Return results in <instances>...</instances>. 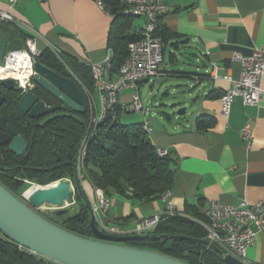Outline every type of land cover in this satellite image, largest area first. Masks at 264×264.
I'll return each mask as SVG.
<instances>
[{"label":"crops","instance_id":"obj_1","mask_svg":"<svg viewBox=\"0 0 264 264\" xmlns=\"http://www.w3.org/2000/svg\"><path fill=\"white\" fill-rule=\"evenodd\" d=\"M163 2L168 10L160 22L168 35L163 47L165 75L159 78L168 84L167 94L173 93L168 104L179 117L164 113L167 123L157 119L152 124L148 118L142 122L149 121L148 134L157 149H168L173 158L170 190L175 211L195 216L196 210L207 209L212 200L236 204L264 199V92L256 105L235 96L228 115L221 102L232 81L241 75L234 51L249 54L254 47L264 46V0ZM0 10L11 11L38 30L39 49H50L82 90L85 85L74 71V63L100 61L109 48L113 16L98 0H0ZM144 21L143 16H135L131 32L141 33ZM7 28L11 33L17 30L26 40L28 34L15 25ZM2 30L8 46L15 42L12 34L9 37ZM139 83L121 91L119 101H129ZM262 86L264 89V76ZM93 91L100 106L99 94ZM182 108L190 115L181 118L182 113L177 112ZM246 128L252 132L251 138L244 137ZM80 184L87 197H95L97 188L89 179L82 176ZM108 198V218L126 229L165 208L161 197L143 201L113 193ZM246 261L264 264L263 232L248 247Z\"/></svg>","mask_w":264,"mask_h":264},{"label":"trees","instance_id":"obj_2","mask_svg":"<svg viewBox=\"0 0 264 264\" xmlns=\"http://www.w3.org/2000/svg\"><path fill=\"white\" fill-rule=\"evenodd\" d=\"M98 1H101L113 16L108 44L114 53L113 71L118 72L129 55L131 42L138 39L140 33L131 32L135 16L124 11L121 0ZM7 25L0 22V28L5 29L9 37L11 34L14 36L15 42L8 46V50L24 48L25 37L17 30L11 33ZM156 34L166 42L168 31L164 27L160 26ZM38 59L55 71L72 77L50 49H44ZM74 71L83 85L91 90L95 89L89 65L74 63ZM39 94L49 105L58 103L49 92L42 90ZM12 97L13 100L2 107L11 116L15 112L19 113L18 94L15 93ZM116 110L117 116L109 114L98 124L89 139L82 176L89 179L95 188H101L106 196L118 193L143 201L158 199L172 187L173 158L170 155L161 157L158 154L157 147L144 129L143 122L122 124L118 121L119 107ZM89 118L90 109L87 108L84 112L58 110L44 119L31 121L29 124L25 122L20 128V133L28 141V149L24 155L18 156L8 145H0V182L24 200L20 191L24 189L26 180L34 182L33 186L24 192L28 198H32L41 186L62 178H69L75 183L78 177V152L88 130ZM78 180L80 181V178ZM79 188H82L81 184ZM74 200L77 208L71 214L55 216L51 213H41L71 232L94 237L90 228L91 207L83 188L80 191L76 186ZM194 213L193 217L202 216L201 210ZM149 233L156 236L133 240L127 244L157 250L191 264H229L225 261L222 251L204 243L205 229L189 216H166ZM162 234L166 236L162 237ZM180 236L196 237L201 241L182 239ZM0 264L59 263L31 252L0 231Z\"/></svg>","mask_w":264,"mask_h":264},{"label":"built area","instance_id":"obj_3","mask_svg":"<svg viewBox=\"0 0 264 264\" xmlns=\"http://www.w3.org/2000/svg\"><path fill=\"white\" fill-rule=\"evenodd\" d=\"M121 1L126 13L133 16H143L145 21L140 37L130 44L129 55L118 72L113 71L112 68L114 53L111 47L108 48L102 60L88 64L91 67L95 91L99 94L101 104L100 106L97 105L94 91L84 86L83 92L86 96L87 108L90 109V118L88 130L82 140L77 157L76 173L80 179L85 171L84 160L88 141L95 133L99 123L104 121L109 114L117 116V107H119V111L124 110L126 112L141 110L147 114L151 111L150 106L144 105L142 102L138 91L134 92L131 99L126 102L119 101L120 92L127 87H136L137 81L165 75L163 68L164 42L162 37L156 34V31L161 26L160 16L168 10V6L163 0ZM98 2L105 8L101 1ZM0 22L15 25L28 34L24 48L7 52L4 60L5 65L0 66V80L12 78L23 88L22 91L31 89L35 85L32 80L35 73L34 63L42 52L37 46V40L41 38V34L26 21L16 18L9 10H0ZM20 56L25 62H28L27 67L17 65ZM233 59L240 62L242 71L240 77L232 81L233 86L221 97L222 111L226 115L230 112L231 103L235 96H241L247 104L256 105L261 101L264 92L262 86L264 46L254 47L249 54L234 51ZM216 68L217 66H215ZM8 70L13 73H27L22 80L12 73L9 74ZM214 76L217 77L218 75L215 73ZM144 129L147 132L151 130L149 121H144ZM244 137H252L250 129L244 130ZM157 152L161 157L168 155L166 148H158ZM64 179L71 181L69 178ZM161 198L164 202V210L143 218L131 229L111 223L107 216L110 199L101 188H97L95 197H88V200L92 216L99 229L110 234L125 235L149 233L164 217L179 214L175 211L171 190L163 193ZM201 214L202 217L188 216L205 229L209 245L218 246L222 252L244 261H246L248 247L255 243L258 233H264V199L256 202H249L244 199L236 204H225L212 200L207 209L201 210Z\"/></svg>","mask_w":264,"mask_h":264},{"label":"water","instance_id":"obj_4","mask_svg":"<svg viewBox=\"0 0 264 264\" xmlns=\"http://www.w3.org/2000/svg\"><path fill=\"white\" fill-rule=\"evenodd\" d=\"M7 42V35L0 28V66L5 65ZM34 71V82L58 99L60 104L49 105L32 89L22 91L21 86L15 88L16 80L1 79L0 86L17 92V106L22 113L38 118L58 110L86 111L85 93L75 79L55 71L39 59L34 63ZM143 81L147 82L148 79ZM4 100V96L0 94V107ZM184 112L185 108H182L177 113ZM20 123L17 115L10 120L7 116L0 115V145H8L18 156L24 155L28 149V141L19 133ZM75 184L82 191L78 177ZM32 186L33 184L30 187ZM41 187L32 198L23 193L24 200L0 182V231L31 252L59 264H191L157 250L127 244L133 240L156 236L154 233H106L98 228L93 216L90 228L94 237H85L65 229L44 216L40 210L43 204H51L55 208L50 213L55 216L73 213L77 207L72 183L62 178ZM180 237L201 241L196 237ZM204 243L209 245L207 239ZM213 248L222 251L218 246L213 245ZM223 257L229 264H254L225 252Z\"/></svg>","mask_w":264,"mask_h":264},{"label":"rangeland","instance_id":"obj_5","mask_svg":"<svg viewBox=\"0 0 264 264\" xmlns=\"http://www.w3.org/2000/svg\"><path fill=\"white\" fill-rule=\"evenodd\" d=\"M21 49V48H18ZM17 50V49H13ZM65 71L69 72L66 67ZM71 75L72 73L69 72ZM155 82L154 85L152 83ZM167 88L168 84L165 80L160 79L159 77H152L147 82H141L138 85V89H135V92L138 91L142 99L151 107V112L144 115L141 110L136 111H121L118 117V121L122 124H130L135 122H142L144 119L148 118L150 119L151 123L154 124L155 120H161L162 122L167 123V119L164 118V113H169L172 116L179 117V115L176 114V109L173 110V108L168 104V101L171 100L172 94H167ZM177 94V93H176ZM96 93V97H97ZM124 100H126L124 98ZM145 103V104H146ZM189 110V108H188ZM189 113H182L180 116L183 118L184 116H189ZM34 182L26 180V185L23 190H21V194H23ZM49 184V183H48ZM42 187L40 188V190ZM23 196V195H22ZM42 213H50L49 210H46L43 208V210H40Z\"/></svg>","mask_w":264,"mask_h":264},{"label":"flooded vegetation","instance_id":"obj_6","mask_svg":"<svg viewBox=\"0 0 264 264\" xmlns=\"http://www.w3.org/2000/svg\"><path fill=\"white\" fill-rule=\"evenodd\" d=\"M62 74V73H61ZM33 80V78H32ZM34 81V80H33ZM35 83V82H34ZM14 87L17 88V87H20L19 84H14ZM39 97H40V94H39V91H46L43 87H41L40 85H38L37 83H35V85L31 88ZM47 92V91H46ZM17 93L15 92L13 89H8L7 87H4V86H0V94L4 96L5 100L3 102V104L1 105L0 107V115L2 116H7L8 119L10 120L14 115H17L21 121L20 123V126H19V133H20V128L22 125L25 124V122L27 124H29L31 121H36V120H41V119H44L48 116H50L51 113L45 115V116H41V117H38V118H34V117H30L28 113L24 114L22 113L19 109V113L15 112L12 116L9 112H5V110L2 108L4 107L8 102H11L13 100V95ZM41 99V98H40ZM43 100V99H42ZM58 100V99H57ZM57 104H60V101L58 100V103ZM54 113V112H52Z\"/></svg>","mask_w":264,"mask_h":264},{"label":"bare ground","instance_id":"obj_7","mask_svg":"<svg viewBox=\"0 0 264 264\" xmlns=\"http://www.w3.org/2000/svg\"><path fill=\"white\" fill-rule=\"evenodd\" d=\"M28 62L26 61L25 62V60H23V58H22V56H20V60L17 62V65L19 66H24V67H27L26 66V64H27ZM8 73L10 74V73H12V75H16L17 77H20V78H22V80H23V78H25V74L27 73H13L12 71H10V70H8ZM71 183H72V187H73V190L75 191V189H76V185H75V183L71 180L70 181ZM52 183V182H51ZM47 185V184H46ZM44 186V185H43ZM43 208L44 209H46V210H52V209H54L55 208V206H53V205H51V204H43L42 206H41V210H43Z\"/></svg>","mask_w":264,"mask_h":264}]
</instances>
